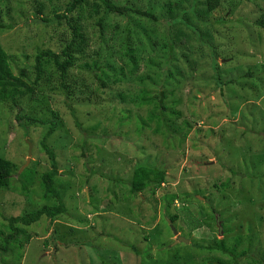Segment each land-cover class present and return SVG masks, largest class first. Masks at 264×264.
<instances>
[{
  "label": "rangeland",
  "instance_id": "rangeland-1",
  "mask_svg": "<svg viewBox=\"0 0 264 264\" xmlns=\"http://www.w3.org/2000/svg\"><path fill=\"white\" fill-rule=\"evenodd\" d=\"M36 1L39 0H0V8L5 9L0 15V46L11 56L10 70L16 77L25 70L33 79L30 73L37 52H59L70 37L65 21L52 23L46 2H43L46 6L43 14L38 18L33 15ZM67 1L51 0V4L61 6ZM113 1L152 8L157 13L165 0ZM233 4L239 6L232 12ZM262 14L264 0H224L208 22L220 16L229 24H215L213 31L217 32H212L194 23L201 29L198 33L204 31L201 38L186 33L191 43L179 44L173 52L176 54L183 46L184 58L167 66L163 65L166 58L158 62L159 78L151 70V81H145L142 76L146 72L138 70L135 76L127 75L115 87V92L147 88L156 94L174 72V83L168 82L166 88L173 89L174 100L179 101L173 110L180 116L172 123L180 132H168L163 137L153 134L154 124H150V128L136 137L132 125L115 128L117 125L109 119L118 100L108 90L99 92L91 73L81 69L69 73V101L58 90V76L46 74L42 88L48 92L45 90L39 101L23 102L13 111L8 105L0 106V158L14 164L16 169L11 189L0 193V224L4 217L37 210L45 203L40 175L50 168L39 141L47 127H28L24 122L28 132L24 135L14 118L17 115L58 124L47 145L56 156L60 174L57 185L63 192L66 207V213L51 226L42 218L27 228L31 239L25 242L19 255L10 252L3 256V264H203L209 260L250 264L251 256L264 264V27L255 24L264 19ZM78 15L74 13L69 18L76 22ZM44 17L51 23L38 21ZM116 22L121 28L125 25V21ZM10 24L11 29L7 28ZM93 24L86 17L78 25L89 40L86 58L79 65L92 60H98L101 65L112 63V42L105 49L106 44L94 45L98 30H93ZM162 26L158 34L160 42ZM94 53L98 54L97 58ZM138 56L142 70L147 58L140 53ZM211 58L216 61L222 82L236 80V86H225L222 92L212 89ZM122 64L117 66L123 67ZM248 73L252 79L245 77ZM65 102L71 104L70 109ZM128 108L119 105L114 118L122 116L119 110L127 113ZM95 121L106 128L105 133H101L99 124L92 125ZM27 142L31 145L30 156ZM84 144L87 149L82 150ZM144 163L161 168L167 175L164 187L153 196L147 190L134 194L130 186L133 170ZM167 192L178 197L168 212L179 215L173 224L176 237L167 220V224L162 222L165 211L161 197ZM183 205L198 219L214 210L217 222L213 230L201 226L189 233L184 224L185 210L178 211ZM152 218H155L153 222ZM0 230L6 233L2 227ZM237 237L251 240L250 245L244 243L235 252L238 255L248 249L246 256L237 259L230 254L203 252L198 248L214 238L225 240L230 247ZM179 238L186 243L175 241ZM116 239L122 244L116 243ZM116 253L117 259L112 260L110 256Z\"/></svg>",
  "mask_w": 264,
  "mask_h": 264
},
{
  "label": "trees",
  "instance_id": "trees-1",
  "mask_svg": "<svg viewBox=\"0 0 264 264\" xmlns=\"http://www.w3.org/2000/svg\"><path fill=\"white\" fill-rule=\"evenodd\" d=\"M43 2L47 3V9L50 10L49 15L53 19L52 23L61 20L66 22L70 31V37L63 43L59 52H52L50 50L37 52L33 60L32 73H30L34 76L33 79L26 75L25 70L20 71L17 77L14 76L10 70L11 56L0 46V106L8 105L11 107L10 110L13 111L23 102H28L30 104L32 101H39L40 98L44 96L46 90L42 88V82H44L43 78L46 74L58 76V90H61L66 100L69 101L70 92L69 86L67 85L69 73L72 70L81 69L85 70L86 73H91L93 81L97 83V90L99 92L108 90L107 92L110 93V96L118 100L117 105L112 107L113 112L109 119L114 121L117 125L115 128L132 125L136 137L140 136L142 131L146 128H150V124H154L151 132L153 134H160L163 137L167 136L168 132H172L173 134L180 132L181 129L173 128L172 123L173 120L178 119L180 116L177 111L173 110L174 106L178 105L179 101L174 100L175 91L166 88L168 82L174 83V72L168 75L169 81L163 82V90L156 94L147 88L135 91L134 89H127L126 92L120 90L119 92H115L114 89L122 84V81L127 78V75L129 77L135 76L138 70L146 72V74L142 76L145 81H151L149 77L151 70L153 75L159 78L161 76V69L158 62L166 58L163 65L167 66L170 62L184 58L183 46L178 49L176 54H173V52L178 48L179 44L184 45L191 43V41H188L189 37L187 34L189 32L191 33L190 36L193 38L197 36L201 38L204 31L198 33V30L200 31L201 29L194 26V23L203 26L204 29L210 28L212 32H217L213 31L215 24L219 26L229 24V21H226L224 17L220 16L215 18L212 23L208 22L212 14L221 9L224 0H165L163 1V6L159 8L157 13H155L152 8L143 9L137 7L135 4L119 5L113 0H68L61 6L51 4V0H39L35 2V9H32V11H34L33 15L36 18L42 15L46 8ZM240 3L242 2H239V4ZM239 4H233L230 11L232 10L233 12V10L238 8L237 6H239ZM4 10L3 7L0 8V15ZM57 13H60V15ZM74 13L79 14L76 22H73L69 18V16ZM86 17L88 20L93 21V30H98L94 35V45L99 46V43L106 44L104 45L105 49L107 44L112 42V56L110 57L114 60L112 63L104 62V64L101 65L98 60H92L89 63L79 65V63L86 58L85 49L89 40L84 30L78 25L85 21ZM262 17H264V14H262ZM165 18L167 22L163 23ZM38 21L42 24L51 23L45 17ZM116 21H125V25L121 28ZM255 24L256 26L264 27V19H259ZM161 26L164 28L163 38H161L162 42L158 40V36L160 35L159 27ZM7 28L11 29L12 25H8ZM105 32L107 34L104 35ZM116 49L118 51H116ZM138 53L142 54V56L145 55L147 58L145 61V68L143 67L142 70L140 68L141 62ZM213 53L211 57H214ZM93 56L97 58L98 54L94 53ZM212 62L214 64L211 77L213 81L212 89L214 88V90L222 92L225 86L234 87L237 85L236 80L222 82L221 78H219L220 72L218 67H216V61L212 59ZM118 63H123L127 66L128 73L125 72L126 67L123 64V67H118ZM50 71H52L53 74H51ZM245 77L252 79V74L248 73ZM46 92H48V90H46ZM167 102H169V104H167ZM65 104L70 109L71 104L67 102H65ZM119 105H128L130 108H128L127 113L119 110L122 116H120V118H114L115 110L118 109ZM131 110L137 112L133 113ZM71 114L73 116V112ZM103 114L104 109L100 111V115L102 116ZM53 116L58 119L56 113H54ZM14 118L17 121L18 127L23 130L24 135H28L24 122H26V125L28 124V127L33 125H35L36 128L47 127L45 134L39 141V147L47 156L50 169L40 175L41 187L43 189L42 197L45 201L44 205L37 210L26 211L18 216L9 215L7 218L4 217L3 224H0V228L2 227L6 230V233L0 230V264H3L1 258L10 252H14L15 254L18 253L19 255L22 243H25L31 238L29 233H27V228L39 223L42 218L45 219L44 222H47L48 226H51L59 216L66 213V207L63 203V192L57 185L60 174L56 156L47 145V141L55 133L58 124L53 121L46 122L41 119L39 120L23 115H17ZM75 124L78 128L80 127L78 123ZM97 124H99L101 128V133H105L106 128L103 127L101 123L95 121L92 125L95 127ZM117 137L119 138V136ZM81 149H87L86 144H84ZM86 163H88L87 157ZM30 166L34 167V164ZM15 170L14 164L0 158V193L7 192L11 189L13 175L16 176L14 173ZM90 173L91 175H95V173L91 171ZM132 175L133 178L130 186L133 187L134 194H143L144 191L147 190L153 196L155 191L159 188H163L164 186L162 187V185L167 181V175L164 170L161 168L156 169L152 165H147L146 163L137 166L133 170ZM68 190L70 191V189ZM177 198L178 197H176L174 193L168 192L161 197L163 201V210L165 211V217L162 218L163 223L167 224L166 220L171 224H175L178 221V213L175 215L168 213L174 202L177 201ZM184 210V224L189 233L195 229L198 230L201 226L212 230L215 227L214 224L217 222V215L214 210L208 215L202 214L201 219L193 216L186 207L181 209V211ZM198 216H200V214ZM154 220L155 218H152V222ZM39 237L40 236L37 238ZM118 242H120V245L122 244L120 239H116V243ZM250 242L251 240L249 237L247 239L237 237L234 239L233 244L227 247L225 240L214 238L207 245H200L198 248L203 252H219L223 255L230 254L234 259H237L246 256L248 249L242 250L238 255H235V252L242 244L248 243V245H250ZM133 247L134 246H132V249H134ZM15 249L16 251H14ZM95 253L98 254V252ZM117 255L118 253L110 257L112 260H116ZM148 260H150V258ZM203 264H222V262L218 261L217 263H213L209 260L204 261ZM250 264L261 263L251 256Z\"/></svg>",
  "mask_w": 264,
  "mask_h": 264
},
{
  "label": "clouds",
  "instance_id": "clouds-1",
  "mask_svg": "<svg viewBox=\"0 0 264 264\" xmlns=\"http://www.w3.org/2000/svg\"><path fill=\"white\" fill-rule=\"evenodd\" d=\"M164 185H162V187H163ZM176 203V201L174 202V204ZM183 207H186L187 208V206H182L178 211L180 212L181 211V209L183 208ZM188 210V209H187ZM167 222H168V225L170 226V230H171V228H173V224H171L168 220H167ZM174 229V228H173ZM175 230V229H174ZM171 232H172V234H173V231L171 230ZM175 232H176V230H175ZM177 233V232H176ZM178 234V233H177ZM173 236H174V234H173ZM177 236V235H176ZM175 236V237H176ZM31 239V238H30ZM175 241H177V242H179L178 240H175ZM22 242V241H21ZM24 244L25 243H22V245H21V251L23 250V246H24ZM22 257V256H21Z\"/></svg>",
  "mask_w": 264,
  "mask_h": 264
},
{
  "label": "water",
  "instance_id": "water-1",
  "mask_svg": "<svg viewBox=\"0 0 264 264\" xmlns=\"http://www.w3.org/2000/svg\"><path fill=\"white\" fill-rule=\"evenodd\" d=\"M27 145H28V156H30L31 155V145L28 142H27ZM28 161H29V159L27 160V162ZM171 230L173 231L174 236H176L177 233L175 232V230L173 228H171ZM178 241H182V242L186 243V240L181 239V238H179Z\"/></svg>",
  "mask_w": 264,
  "mask_h": 264
}]
</instances>
